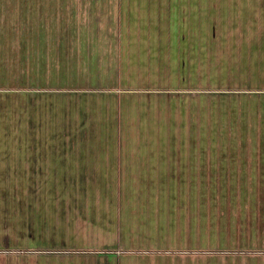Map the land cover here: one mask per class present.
Masks as SVG:
<instances>
[{
    "label": "rangeland",
    "instance_id": "obj_1",
    "mask_svg": "<svg viewBox=\"0 0 264 264\" xmlns=\"http://www.w3.org/2000/svg\"><path fill=\"white\" fill-rule=\"evenodd\" d=\"M86 1L0 0V264H264V0Z\"/></svg>",
    "mask_w": 264,
    "mask_h": 264
},
{
    "label": "crops",
    "instance_id": "obj_2",
    "mask_svg": "<svg viewBox=\"0 0 264 264\" xmlns=\"http://www.w3.org/2000/svg\"><path fill=\"white\" fill-rule=\"evenodd\" d=\"M148 2H139V5H137V2H133V5H131L128 10L126 9L125 5L122 8V3L121 1H118L117 3L115 2H111V0L108 1H102V0H90V1H86L87 3L85 4V6H82L81 3L76 2L73 5L70 4V7H74V12H67V14H74V17L72 15V18L74 19H91V20H127V19H131V18H127V17H134L136 19V16L139 19H174L173 15H170L172 13V11L174 10V1L171 2L172 0H147ZM84 5V4H83ZM226 8L224 9L225 11H220L219 12V8L217 9V13H216V17L214 18L216 20V66L218 65V63H222L223 62V57L226 56L225 54L229 53V48L230 46H233V28H224L222 23H219L217 21H221L224 18H226L224 16V14H233V8L232 5L230 3L227 4L225 6ZM222 9V8H221ZM227 10V11H226ZM230 10V12H229ZM171 11V12H170ZM180 13H184V10L180 9L179 10ZM76 15V16H75ZM201 12L199 14L198 17H201ZM230 16V15H228ZM137 18V19H138ZM191 19V18H190ZM200 19V18H198ZM227 19L231 20L230 17H227ZM254 92V91H253ZM257 92V91H255ZM261 92L262 94H264V91H258ZM229 164V163H228ZM233 169V167L231 166L229 168V171H227V174L230 175L231 170ZM216 172L220 173L219 171V165L217 167L216 164ZM241 172V171H240ZM244 175H246L247 177H249V169H245ZM219 176V175H218ZM217 178V176H216ZM221 192V189H218ZM249 190V189H247ZM253 192H257L256 190H250ZM229 192V191H226ZM260 192V191H258ZM219 203V202H218ZM217 204V203H216ZM218 208L216 211H218L219 216H223L222 213V207L221 204H217ZM235 206V205H234ZM232 209H234L232 206L229 210V208H227L226 210V217L228 215H231L234 211H231ZM219 217H217L216 214V220H218ZM230 219L232 222L230 223V226H233L234 223V219H235V212L233 213V216L231 215ZM233 252V251H232ZM222 256L226 255L225 253H221ZM230 257H235V256H240V255H245L244 253H229L228 254ZM261 256H264V254H259Z\"/></svg>",
    "mask_w": 264,
    "mask_h": 264
}]
</instances>
